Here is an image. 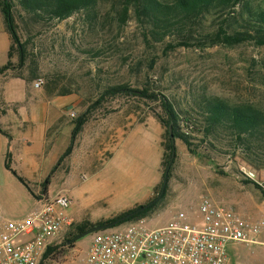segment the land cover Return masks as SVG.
Instances as JSON below:
<instances>
[{"label":"rangeland","instance_id":"1","mask_svg":"<svg viewBox=\"0 0 264 264\" xmlns=\"http://www.w3.org/2000/svg\"><path fill=\"white\" fill-rule=\"evenodd\" d=\"M248 1L253 8L264 10V0ZM12 2L25 60L19 62L16 44L11 68L28 80L19 81L28 103L43 98L45 88L62 96L76 94L75 116L66 113L64 118L74 124L86 119L87 129L80 133L84 140L94 135L96 127H120L112 142H120L121 148L114 156L110 152L94 156L91 163L78 166L71 176L63 171L53 173L49 195L65 194L72 199L67 208L72 223L42 264H91L87 253L93 234L71 243L66 240L81 233V226L91 228L89 220L116 213L151 194L156 206L148 216L137 219L150 227L165 224L179 210L196 208L206 197L247 216L264 217V154L238 144L225 131L217 136H205L202 131L204 102L210 98L224 99L232 105L264 107V44L252 39L235 44L213 41L219 24L229 26L234 21L230 15L238 14L208 15L188 31L156 42L145 35L133 9L123 15L125 0H98L94 10L79 11L64 20L41 17L24 9L19 0ZM3 26L0 17V28ZM4 62L0 55V67ZM40 78L44 84L37 88L34 82ZM113 87L128 90L110 92ZM166 102L175 109L181 133L188 137L191 147L174 138L176 151L162 193L172 142ZM2 117L0 211L17 219L37 206V198L6 167L11 143ZM155 123L161 125L162 132ZM28 130L27 124L21 131L22 141L30 143L23 149L39 155L38 135ZM84 147L83 143L81 149ZM81 149L76 157H82ZM10 165L28 179L32 191H38L52 170L42 168L28 174L14 161ZM247 170L255 172L263 185L248 177ZM80 217L86 218L76 219ZM236 247L230 249L231 264H264L259 249Z\"/></svg>","mask_w":264,"mask_h":264},{"label":"built area","instance_id":"2","mask_svg":"<svg viewBox=\"0 0 264 264\" xmlns=\"http://www.w3.org/2000/svg\"><path fill=\"white\" fill-rule=\"evenodd\" d=\"M43 84L42 78L35 81L36 87ZM246 174L263 185L255 172ZM71 203L65 194L41 192L37 206L24 217L12 219L0 211V264H42L72 223L67 213ZM92 234L91 264H231L237 245L257 248L264 256V217L247 216L207 197L161 226L150 227L141 219Z\"/></svg>","mask_w":264,"mask_h":264},{"label":"trees","instance_id":"3","mask_svg":"<svg viewBox=\"0 0 264 264\" xmlns=\"http://www.w3.org/2000/svg\"><path fill=\"white\" fill-rule=\"evenodd\" d=\"M124 13L128 14L129 9H133L138 20L145 28V35L151 37L154 41L159 42L169 36L175 35L181 31H188L189 28L196 25L200 20L208 15H221L236 13L232 16L229 26L219 24L218 30L212 34L213 41L235 44L249 39L256 40L259 44H264V10L253 8L248 0H125ZM98 0H19L24 9L41 17L50 19L64 20L73 14L83 10H94ZM0 6L5 14L6 24L12 36V46L10 55H13L14 47L17 44L19 49V62L25 60V51L17 34L15 21L13 18V2L12 0H0ZM241 6L238 12L234 10ZM228 22V19H226ZM231 30H229L228 29ZM240 27L241 29H239ZM11 60L0 67V73L11 67ZM128 88H110V92H117ZM166 111L168 115V129L172 124L174 138H181L190 147V142L185 134L181 133L178 124V115L172 105L166 102ZM204 126L203 132L205 136H217L220 131L230 133L235 137L237 143L243 144L249 150L256 154H264V107H254L252 105H232L224 99L210 98L204 102ZM86 119L81 118L75 123L72 132L71 144L66 152L60 157L54 169L43 183V192L48 193V187L51 184V177L56 169L61 165L63 160L71 153L76 137L82 130ZM164 122L165 120L162 119ZM170 133V130H169ZM171 136V133H170ZM174 138L171 136L169 147L171 150V158L176 151ZM191 149V148H190ZM170 158V160H171ZM169 160V161H170ZM249 161V160H248ZM249 163L257 167L252 160ZM169 164V163H168ZM6 167L14 172V174L31 190L29 182L12 169L7 158ZM258 168V167H257ZM170 173V170H169ZM36 196V195H35ZM152 201V200H150ZM157 201L149 207L139 210L144 204L130 209L118 216L107 221L93 223L90 227L111 223L123 216L131 213L126 219L121 221L114 227L123 223L137 220L148 216ZM134 212V213H133ZM88 226H81L79 230L85 231ZM68 241V240H66ZM57 246H50L45 254V258L53 253Z\"/></svg>","mask_w":264,"mask_h":264},{"label":"crops","instance_id":"4","mask_svg":"<svg viewBox=\"0 0 264 264\" xmlns=\"http://www.w3.org/2000/svg\"><path fill=\"white\" fill-rule=\"evenodd\" d=\"M0 17L4 24V29L0 28V35L2 37V41L0 43V55L5 58V62L1 65L2 67L10 60L12 63L13 55H10L12 36L7 27L5 14L1 6ZM15 71V69L10 67L6 71L0 73V115L2 114L3 116L2 124L7 130H9V133L6 134L11 143L7 149V158L10 163L14 161L19 165V168H23L28 171V174H30L31 171L37 172L42 168L43 170H48L50 168L53 170L60 157L66 152L71 144L72 132L75 124L66 120L64 117L66 113H69L70 116H72L71 113L74 112V108L78 104V97L76 94L62 96L54 91H50L48 88H45L46 92H44L43 98H37V100H33L28 103V95L23 90L22 85L19 84L20 80H28L26 77L15 74ZM32 122H36L37 126L30 125V123L33 124ZM27 124L30 134L34 132L38 135L40 143L39 155L37 154L33 156L29 148L23 149V146L29 147L30 145L29 141H22L23 134L21 131L24 130ZM155 124L158 125L157 123ZM158 126H160L162 132L161 125L159 124ZM119 128L120 127L117 124H110L109 126L102 125L99 128L96 127L94 135L86 137L84 140L80 136V133L84 129H87V126L84 125L76 137L71 153L63 160L56 171H63L67 176H71L78 166L91 163V159L94 156H102L109 152L111 153V157L114 156V154L119 152L121 148L120 142H112L113 138L117 136L116 131ZM85 141L89 142L87 146L85 143L88 142ZM83 143L85 147L82 150L81 147ZM79 148L83 151L82 157H79L78 155L77 157L75 156ZM22 177L26 179V177ZM26 180L28 181V179ZM41 182L44 183L43 181ZM42 183L37 189L38 191H33L35 192V195L41 193L43 189ZM37 196L35 197L37 198ZM152 196L153 195L151 194L150 198L143 197L129 207L119 208L120 210L118 212L109 214L106 217H100V219L95 221L88 219L90 221L89 223H98L110 220L111 218L141 204H147ZM83 218L86 217L76 219L80 220Z\"/></svg>","mask_w":264,"mask_h":264},{"label":"water","instance_id":"5","mask_svg":"<svg viewBox=\"0 0 264 264\" xmlns=\"http://www.w3.org/2000/svg\"><path fill=\"white\" fill-rule=\"evenodd\" d=\"M169 130H170V133H171L172 138H174V135H173V126H172V124L169 126ZM173 160H174V155L172 156V158H171V160H170V162H169V164H168V166H167V168H166V171H165V176H164V187H163L162 193H163L164 190H165V185H166V183H167V181H168L169 170H170V168H171V165H172ZM155 201H156V199L150 201V202L147 203V204H144L139 210H143V209L149 207V206L152 205ZM133 213H134V212H133ZM130 215H131V213L128 214V215H126V216H123V217H121V218H119V219H117V220H115V221H113V222H111V223L103 224V225H97V226H93V227H91V228H88V229H86L85 231L79 233V234H78L77 236H75L74 238L68 240V243H71V242H73V241H75V240H77V239H79V238H81V237H83V236H86V235H88V234H92V233L97 232V231H99V230H104V229L112 228V227H114L115 225L119 224V223H120L121 221H123L124 219H126V218H127L128 216H130Z\"/></svg>","mask_w":264,"mask_h":264},{"label":"flooded vegetation","instance_id":"6","mask_svg":"<svg viewBox=\"0 0 264 264\" xmlns=\"http://www.w3.org/2000/svg\"><path fill=\"white\" fill-rule=\"evenodd\" d=\"M72 239V238H71Z\"/></svg>","mask_w":264,"mask_h":264}]
</instances>
